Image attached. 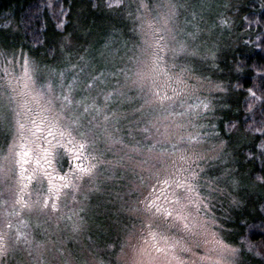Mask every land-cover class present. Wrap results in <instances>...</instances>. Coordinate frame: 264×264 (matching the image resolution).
Masks as SVG:
<instances>
[{"label":"snow or ice","instance_id":"6c2138e0","mask_svg":"<svg viewBox=\"0 0 264 264\" xmlns=\"http://www.w3.org/2000/svg\"><path fill=\"white\" fill-rule=\"evenodd\" d=\"M206 2L200 0L202 8ZM139 8L147 9L148 5L141 0ZM167 8L168 11L160 17L162 27L153 32V42L140 50L139 54L134 52L128 57L134 67H120L115 63V56L106 58L102 51L100 56L104 60V70L91 74V82L82 88L78 85L80 73L84 69L77 71L76 65L59 72V93L54 91L51 80L47 83L38 82L35 62L26 55L18 76L11 73L7 66L0 68L3 73L0 78L5 81L0 84V209H3L7 229L13 228L10 217L17 219L14 238L7 231L0 232V264L9 255L10 240L13 246L23 245L27 256L33 258L32 264H44L46 252L51 253L53 259L63 258L62 264H75L72 253L65 254L63 245L66 241L58 247V241L51 239L52 234L43 225L55 218L56 227L59 228L60 222L66 219L70 222L72 234L81 233L85 225L80 217L83 208L79 211L73 209L67 215L56 214L61 211L62 200L66 201L69 197L75 200L74 194L81 190L79 182L85 178L96 185L91 190L104 194L97 183L98 177L102 175L101 168L108 173L105 177L108 183L119 184L128 173L137 177L115 193L116 200L106 199L110 205L118 202L121 212L127 211L142 224L140 231L143 245L131 246L130 254H125L122 248L124 264H187L178 253L195 255L193 248L202 247L199 240H194L193 247H189L187 237L204 236L205 246L214 245L199 256L201 264L209 260L211 264H224L226 254L235 255L238 252L219 232H210L208 221L200 218L201 212H208L209 196L216 191L223 194L224 190L218 188L213 180H206L208 195H201L203 185L199 181L205 169L200 167L199 161H215L219 155L206 157L197 151L196 145L204 143L199 134L187 138L192 155L181 152L176 157L175 153H170L164 147L166 142L171 141L173 129L184 127L176 123V117L192 115L199 118L211 108L210 101L199 100L191 104L181 99L191 96L197 89L185 79V73L190 72L187 66L182 67L179 73L171 71L176 67V58L186 53L187 49L183 42L177 48L169 47L168 37L164 33L175 40L169 23L178 13L176 4L169 3ZM192 15L195 17V13ZM137 19L140 17L137 16ZM110 46L109 41L104 48L109 49ZM3 55L0 52V56ZM4 59L6 65L20 62L15 55L13 59L6 56ZM212 59H215L214 55ZM109 64L112 70H109ZM51 72L53 76L57 75L55 70ZM69 72L75 75L72 82L65 86L64 80ZM113 80L115 84H112ZM133 89L144 94L137 97L142 103L130 113H122L118 108L113 110V105L131 102L127 93ZM214 90L223 91V88L216 85ZM101 97L103 103L100 102ZM177 104L182 111L176 110ZM137 114L140 118L134 119ZM121 120L129 121L127 129L131 139L135 140L134 131H139L143 140H136L131 147L125 144L123 136L118 135L122 131ZM142 122L144 127L140 128ZM189 123L192 121L189 120ZM180 140L183 142L184 137H180ZM101 145H104L103 149ZM116 146H119V150L113 151ZM219 147L222 150L224 144L221 143ZM106 153H112L113 159H105ZM65 162L68 171L61 175L57 165L62 169ZM45 183L47 195L41 197ZM232 183L235 185L236 181ZM30 188L37 194V199L31 204L23 196ZM133 195L136 196L134 201L130 199ZM233 203L236 201L233 200ZM24 212L29 216L35 213V226L48 233V239H35L29 220L22 218ZM41 217L45 219L41 221ZM135 227L133 224L132 228ZM144 231H147L146 238L143 237ZM176 233L183 235L177 238ZM128 235L130 243L136 233L129 231ZM208 235H211V240L207 239ZM209 252L216 253L214 260Z\"/></svg>","mask_w":264,"mask_h":264},{"label":"trees","instance_id":"16d2710c","mask_svg":"<svg viewBox=\"0 0 264 264\" xmlns=\"http://www.w3.org/2000/svg\"><path fill=\"white\" fill-rule=\"evenodd\" d=\"M134 1L130 0L128 5L117 6L105 0H0V52H6L11 59L14 55L16 58L25 55L32 59L41 57L42 60L35 62L38 66L47 65L50 70H62L66 67V63L63 64L59 55L60 45L65 38L69 37L68 34L74 26L73 22L78 9L82 12L80 22L84 24H89L91 20L106 22L105 25H100L99 29L108 36H118L115 27H119V24L114 16L123 13L124 10L128 12L127 8L131 9ZM162 1L165 4L170 1L179 2L180 8L185 7L184 13L188 19H192V28L200 30L209 25L210 21L215 23L216 28L225 36L221 52L214 53L215 59L208 56L189 67L185 63L184 55L181 54L175 60L174 69L180 71L182 67L187 66L190 71L192 69L202 75L210 74V78L226 84L225 89L222 92L219 91L220 96L214 93L210 111L200 116L199 120L202 130L200 138L204 143L196 145V149L198 150V146H208L212 150L215 149V156L219 155V159H225L223 164L217 162L219 159L209 163L206 161L205 172L201 173L199 181L203 185L201 193L208 195L206 180H213L218 188L224 190L223 194L219 191L213 192L209 196V201H212L215 210V213L214 210L211 212L212 216L220 221L219 216L222 215L227 225L226 219H229L231 212H235L227 195L230 188L225 175V172L229 174V170L232 169L233 158L234 166L243 172V177L237 182L241 181L239 186L242 185V191L249 194V198L246 199L249 208L246 212L242 210L237 213L238 218L235 219L231 228L236 229L237 239L241 242L246 239L253 252L264 262V0H244V3L240 0H207L203 8L199 0L193 3L191 9H187V5L183 4L184 0H159L158 2L162 3ZM233 4L237 5L236 18L239 20L237 30L254 29V24L258 26L255 36H245L244 44L238 45L235 41L234 34L237 30L234 31L233 24L225 26L228 30L226 32L219 28L222 16H226V14L221 15L220 12L224 6H229L226 12L230 15L234 14L236 9L233 8ZM189 13H191L190 18ZM124 17L127 18V16ZM160 17H155L157 22H161ZM155 18L149 20H155ZM59 25L63 26L59 27ZM125 32L130 33L128 29ZM164 34L168 37L167 33ZM102 40L96 44L94 51L101 50ZM144 40L147 42L144 45L146 48L150 42L146 36ZM173 42L168 37L170 48H176ZM128 43H131L133 48L136 47L134 42L128 41ZM88 55L90 56V52ZM169 56L171 59V53ZM212 62L219 63L217 65L222 67L224 72H217V67L210 68L209 65H212ZM73 74L75 75L74 72ZM69 80L65 77L64 83H68ZM128 123V120L121 121L122 131L118 133L123 136L124 143L142 141L143 135L139 131H134L135 140L129 137ZM139 126L144 127L143 122ZM189 135H183V142L180 137L172 138L170 142L164 144V147L175 154L179 149L191 147L187 143ZM221 143L224 144L222 150L219 147ZM173 144L176 145L175 148L172 147ZM133 176L128 173L126 179L119 184L108 183L103 178L102 187L106 189L103 194L105 199L113 198L116 190L134 181L129 179ZM217 177L220 179L217 180ZM123 182L125 184H122ZM111 190L115 192H110ZM117 205L116 203L113 206L116 208ZM121 216L127 217L123 212ZM124 220L120 225L118 224L121 229L128 227L130 223L126 221V218Z\"/></svg>","mask_w":264,"mask_h":264},{"label":"rangeland","instance_id":"374dc122","mask_svg":"<svg viewBox=\"0 0 264 264\" xmlns=\"http://www.w3.org/2000/svg\"><path fill=\"white\" fill-rule=\"evenodd\" d=\"M105 1L107 3L111 2V4H115L117 6H122V4H130V0ZM158 1L159 0H146V2H144L143 0V3L147 4L148 8L140 9L139 4L141 3V0H135L133 2V5L131 6V9L127 8L128 12L124 10L123 13L115 15V21H117L119 24V27H115V31L118 36H108L107 33L99 29L100 25H105L106 22L92 20L91 22H89V24H84L83 22H80L79 19L82 16V12L81 9H78L76 11V19L73 22L74 26L72 30H70L71 33L68 34L69 37L67 36L68 38H65L64 42L60 45L59 55L63 64L66 63V67H63V69L68 68L71 65H76L77 71H79L80 68H83L84 71L81 72L79 76L81 86L78 85L82 88L84 84L91 82V74H98L100 71L104 70V60L100 56V53L102 51L105 52L106 58H111L112 56H115V63L118 66L134 67V65L128 60V57H131L134 52L136 54H139L140 50L144 49V45L146 43L144 40V36L148 38L150 42L149 44L153 42V32L156 29L162 27V23L157 22L158 20L155 17L162 16L163 14H165L168 11L167 5L169 3H173L170 1L169 3L167 2L165 4L164 1H162V3H159ZM197 1L199 0H184L183 4L187 5V9H191L193 3H196ZM240 1L244 3V0ZM178 3L179 2L173 3L177 6L176 10L178 14L169 23V28L172 30V34L175 35L176 38L175 40H173L171 39V36L168 35V37L171 39V41H174L173 44L176 48L179 47L180 42H183L185 44L187 49V52L183 54L185 58V63H187L188 66L191 67L196 65L198 61L204 60L205 57H213V55H215L214 53L218 51L221 52V45L225 36L216 28V24L211 23L210 21L208 22L209 25L205 26L204 28H200V30L192 28L193 22L190 18L191 13L188 14L190 18L188 19L184 13L185 7L180 8V6H178ZM233 5V8L236 9L237 5ZM228 7L224 6L223 10L220 12L221 15L226 14V16H222L221 21H224L225 23H219V28L226 32L228 30H226L225 26L233 24L234 31H236L239 23V20L236 18L237 9L234 14L231 13L230 15L228 12H226L228 10ZM124 16H127V18H125ZM137 16H139L140 19H137ZM150 16L151 18H155V20H149L151 19ZM149 24L152 25L151 28H149ZM254 27V29L244 28L245 30L243 31L237 30V32L234 34V39L238 43V45L239 43H245V36L256 35L258 26L254 24ZM126 29L129 30V34L125 32ZM228 36L230 35L228 34ZM101 40V50L94 51V47ZM109 41L111 43V46L109 49H105L104 45ZM128 41L134 42L136 44V47L133 48L132 44L128 43ZM1 52L4 55L0 56V68L7 66L11 73H14V75L18 76L21 72V64L23 62L24 56L17 57V59L20 61L19 63L14 62L13 65H6L4 57L6 56L8 59H11L10 55H8L6 52ZM88 52H90V56L88 55ZM191 52H195L196 54H187ZM81 57H84V59L81 60ZM121 57H123L124 59L121 60ZM169 58L170 56L168 57V59ZM30 59L34 62L42 60L41 57H37V59ZM171 63L172 61L171 59H169V66H171ZM217 64L219 63L212 62V65L209 66L212 69L217 67V72H224L222 67L218 66ZM35 66L37 68L38 82L47 83L49 80H55L56 82H51L53 84L54 91L56 93H59L61 90L59 87V72L61 70L54 69L57 75L53 76L51 70L47 65L38 66L37 64H35ZM108 68L109 70H112V65L109 64ZM171 71L173 73L180 72L179 70L174 68H172ZM73 76V72L67 73L66 77L70 80L68 83H64L65 86L72 82ZM210 76V74H199L196 72V70L192 69L190 73H185V79L187 80V83L190 86L194 85L197 91L191 96H183L181 97V99L186 100L187 103L191 104L198 103L199 100H206L210 101L212 105V99L215 96L214 93L220 96L219 91L214 90L215 86L220 85L224 90L226 84H222L220 81L210 78ZM0 77H3L2 72H0ZM4 83V79L0 78V84ZM112 84H115V80L112 81ZM55 87L57 89H55ZM17 90L19 91V89ZM107 90L110 89H105V91ZM93 95H95V92H93ZM127 95L129 98H131V102L120 106L113 105V110H115V108H119V111L122 113H130L133 108L138 107L139 104L142 103V100L138 99L137 97L142 96L144 94L139 93L136 89H133L131 91H128ZM100 102L103 103L102 97L100 98ZM176 110L182 111L183 109H181L179 107V104H177ZM135 117V119H138L139 114H137ZM189 120H191L192 123H189ZM199 120L200 117L197 118L192 115L183 118L176 117V123L183 124L184 127L179 129L174 128L172 138L183 137V135L188 134H190L191 136H196L197 134H199L200 136L202 130L200 129L201 124ZM121 121L125 122L127 120ZM161 131H163V128L161 129ZM158 138L163 139V137ZM134 144V142L130 141L127 145L131 147ZM230 146L233 147L232 144H230ZM100 147L103 149L104 145H101ZM207 147L208 146H198L197 151L202 154H205L206 157L215 156V149L212 150L211 148ZM190 148L191 147H184L183 149H179L175 154L176 157H178L181 152H184L187 155H192ZM118 150L119 146H116V148L113 149V151ZM125 151H127V149H125ZM66 159L67 158H65V160ZM105 159H113L112 153H106ZM223 160L225 159L221 158L217 162L223 164ZM206 161L209 163V161L211 160L205 159L203 161H199L200 167H203L205 169ZM234 165L235 162L232 158V169H230L229 174H227V180L229 183L228 187L230 188V191L227 193V195L230 198V204L232 205L235 212H231V215H229V219H226L227 225L224 223L225 218L222 217V215L219 216L220 221H218L215 217L212 216L211 212H213L214 210V207L212 206V201L209 203L207 214L201 212L200 218L202 220L208 221L207 227L209 228L210 232H219V235L228 244H230L233 248L238 249V252L235 255H225L224 264H264V262H262V260L258 258V255L253 252L247 240L245 239L243 242H241L239 239H237L238 237L236 229L231 228V226H233V224L235 223V219L238 218L237 213L242 210L246 212V210L249 208V205L246 202V199L249 198V194H246L242 191V185L239 186L241 184V181L237 182V180L243 177V172H241V170L236 168ZM193 167L195 168L196 165H193ZM29 168L31 169V165L29 166ZM57 170L60 172L61 175L64 174V172H67V163H64L62 169L59 165H57ZM100 171L102 175L98 177L97 183L100 184L103 192L105 193L106 189L105 187H102V179L105 178L108 173L104 171L103 168H101ZM129 179L136 180L137 177L133 176ZM234 180L236 181L235 185H233L232 183ZM79 183L81 185V190L74 194L75 200H73L71 197H69L66 201L62 200L61 211L58 212L56 215H67L70 214L73 209L79 211L80 208H83L84 210L80 211V217H82L85 222L84 229L82 230V232L79 234H72L70 230V222L66 219L60 222L59 228L56 227L55 218H53L51 222L44 224L43 227L48 229V233L52 234L51 239L58 241V247L61 246L62 242L66 241V244L63 245L65 254L67 255L69 252H71L72 255L75 257V264H124L121 249L123 248L125 254H130L131 246L134 245L140 247L143 245V239L141 237L140 231L142 227L141 221L135 216L130 215L127 211H124L123 214L126 215L128 218L125 216H121L119 203L117 202L118 205L116 208L113 205L107 204L104 195H101L100 193L91 190L94 189L96 186L92 181H89L87 178H85V180L80 181ZM122 184L125 183L123 182ZM46 188L47 184L45 183V191L41 193V197L47 195ZM116 191H121V189L119 188V190ZM110 192H115V190H111ZM201 195L203 194L201 193ZM23 196L24 200L27 201L29 204H31L37 199V194L31 188L26 190ZM111 199L116 200V195L113 196V198ZM130 199L134 201L136 199V196L133 195ZM251 199L252 198H250V200ZM233 200H235L236 203H233ZM22 218L29 220L30 230L32 231L37 241H45L49 238L48 233H44L42 228H36L35 213L29 216L27 212H24L22 213ZM124 218H126V221H130V223L128 224V227H123L121 229L120 227H118V224L120 225L122 222H124ZM10 219L12 220L13 228L7 229L4 224L3 209H0V232L7 231L9 232L10 236L14 238L15 229L17 226V219L14 217H10ZM44 219V217H41V221H43ZM213 220L215 221V223H212ZM133 224H135L136 226L135 229L132 228ZM217 225L219 227H217ZM129 231H135L136 233L135 237L131 238L130 243L128 235ZM176 235L177 238H179L183 234L176 233ZM143 237H147V231L143 232ZM204 239V236L186 238V243L189 247H193L192 242L194 240H199L202 244L201 249L193 248V251L196 253L195 255H192L191 253H178L181 258L187 262V264H192L193 261H195L196 264H201L199 256L204 255L206 249H211L212 247H214V245L212 244H207L205 246L203 244ZM207 239L211 240V235H208ZM9 246V255L3 260L2 264H32L33 258L27 256V252L24 250L23 245L13 246L12 240H10ZM148 247L149 250L153 251V254H155L154 250H151L150 245H148ZM208 254L213 260L216 258V253L209 252ZM62 259L63 258L53 259L52 254L46 252L44 256V264H62ZM203 264H211V260L205 261L203 262Z\"/></svg>","mask_w":264,"mask_h":264}]
</instances>
